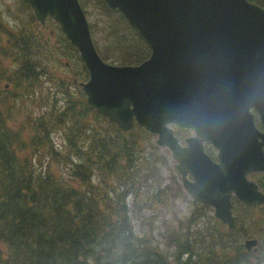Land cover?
I'll return each instance as SVG.
<instances>
[{
  "label": "trees",
  "instance_id": "16d2710c",
  "mask_svg": "<svg viewBox=\"0 0 264 264\" xmlns=\"http://www.w3.org/2000/svg\"><path fill=\"white\" fill-rule=\"evenodd\" d=\"M249 1L264 7V0ZM80 3L86 15L92 4L101 12L104 50L93 40L105 62L137 66L149 59L147 42L120 12L104 0ZM29 18L15 33L0 24V264H264V207L237 200L231 232L194 200L192 216L200 211L209 222L194 218L180 234L168 230L169 253L153 233H137V214L166 208L177 191L174 179L165 185L167 152L149 146L154 135L144 128L127 133L98 115L82 92L74 98L66 89L61 107L57 93L65 84L45 97L48 74L33 51L38 23ZM60 39L80 65L76 48ZM4 59L18 67L10 70ZM83 67L82 81L89 78ZM188 133L176 131L179 139ZM254 177L264 191V177ZM196 225L201 230L192 232ZM250 239L258 245L249 251Z\"/></svg>",
  "mask_w": 264,
  "mask_h": 264
},
{
  "label": "water",
  "instance_id": "95a60500",
  "mask_svg": "<svg viewBox=\"0 0 264 264\" xmlns=\"http://www.w3.org/2000/svg\"><path fill=\"white\" fill-rule=\"evenodd\" d=\"M27 1L39 25L52 21L78 51L89 74L79 84L88 107L124 132L138 125L156 136L184 190L220 224L235 229L234 199L264 205L250 179L264 174L257 125L258 116L264 127V7L249 0H104L151 50L140 65L119 66L99 55L80 0ZM176 130L193 135L183 144ZM257 244L245 242L249 251Z\"/></svg>",
  "mask_w": 264,
  "mask_h": 264
},
{
  "label": "rangeland",
  "instance_id": "374dc122",
  "mask_svg": "<svg viewBox=\"0 0 264 264\" xmlns=\"http://www.w3.org/2000/svg\"><path fill=\"white\" fill-rule=\"evenodd\" d=\"M87 12V19L89 24L95 25L96 34H94L95 42L99 45V49L101 51L104 50L103 37L99 33V27L97 26L98 21L100 20V10L94 5H90L85 8ZM33 14L29 3L25 4L24 0H0V24L4 27L6 32H17L18 29L22 26L27 25L30 14ZM34 16V15H33ZM50 24V23H48ZM35 37L39 39L40 43L38 46V50L34 48L33 51L35 53V59L41 62V65L46 70L45 76H42L43 83V93L45 97L54 96L60 84H65L63 88H61V92L57 93L58 98H60L61 102L59 103L61 107L66 105L67 96L61 94L64 93L66 89L69 90V94H72L74 98L80 95V92L83 93L80 83H85L89 80H81V68H84L81 65H78L77 61L73 59L72 53L66 46H63V42L60 38H62L63 34L61 33L59 27L51 24V27L44 28L41 25L37 24L36 27L32 28ZM6 37L3 36V40L5 43ZM94 41V40H93ZM80 58V57H79ZM5 66L10 70H13L18 67V65L12 63L11 61L3 60ZM82 62V61H81ZM109 64L113 65L111 62ZM75 81L77 83H75ZM84 94V93H83ZM85 95V94H84ZM86 96V95H85ZM47 99V98H45ZM87 99V97H86ZM258 126L260 130L264 131V128L260 126L259 121ZM13 125V124H11ZM188 131V130H183ZM193 133L190 131L187 134L188 136H192ZM181 142L184 144L185 138H180ZM54 140L58 145H62L64 147L65 144L62 143L61 134L57 133L54 135ZM157 137L154 136L149 143V146L153 143L158 149H160V153L167 152L165 157H167L169 162V167H166L163 175L165 180V185L168 184L173 179L177 186L175 187L177 191L173 193L171 196L172 199L168 200L165 205L167 206L164 209H154L153 211H144L137 214L138 220H135L137 233L141 234L148 233L154 234L157 244L161 247L162 251L169 253L172 248V243L168 241L167 234L168 230L171 233L180 234L182 229H186L192 220L201 221V222H209L208 219H205L204 216L201 215L200 211L195 214V207L193 204V198L184 190L181 177L178 172L174 169V162L171 159L170 152L168 150L162 149L156 144ZM143 146H146V142L142 143ZM208 153L209 155L216 159L217 151L209 146ZM253 175L251 179L257 182V179ZM263 213V212H262ZM258 212V214H262ZM264 218V213L262 214ZM210 216L213 214L210 211ZM195 223V222H194ZM198 226V225H196ZM160 228L161 231H160ZM202 227H196L192 229L193 231L201 230ZM254 249V248H253Z\"/></svg>",
  "mask_w": 264,
  "mask_h": 264
},
{
  "label": "flooded vegetation",
  "instance_id": "af4514ba",
  "mask_svg": "<svg viewBox=\"0 0 264 264\" xmlns=\"http://www.w3.org/2000/svg\"><path fill=\"white\" fill-rule=\"evenodd\" d=\"M190 132V131H189ZM262 132H264V131H262ZM177 135V134H176ZM189 137H191V136H186L185 137V139H184V141L187 139V138H189ZM209 146H211V145H207V153H208V150H210L209 149ZM208 155H209V153H208ZM210 156V155H209ZM217 156H218V152H217ZM211 157V156H210ZM212 158V157H211ZM215 162H217L218 161V159L216 158V159H214V158H212ZM258 176H260V177H264V174H258ZM253 180V179H252ZM263 180H264V178H263ZM256 182V181H255ZM259 185V184H258ZM259 187H260V185H259ZM260 189H261V187H260ZM261 191L264 193V191L261 189ZM235 200H237V199H234L233 200V206H234V202H235ZM237 201H239V200H237ZM240 203H242L241 201H239ZM242 204H244V203H242ZM244 205H246V204H244ZM247 206H249V205H247ZM256 207H264V205H261V206H256ZM208 210H210V209H208ZM233 211H234V208H233ZM234 215H235V213H234ZM236 223H237V218H236ZM236 227V226H235ZM258 245V244H257ZM257 245L255 246V247H253V248H256L257 247ZM252 248V249H253ZM251 249V250H252Z\"/></svg>",
  "mask_w": 264,
  "mask_h": 264
}]
</instances>
